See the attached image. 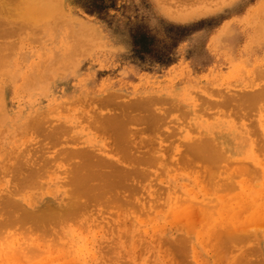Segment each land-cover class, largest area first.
<instances>
[{
  "label": "rangeland",
  "instance_id": "374dc122",
  "mask_svg": "<svg viewBox=\"0 0 264 264\" xmlns=\"http://www.w3.org/2000/svg\"><path fill=\"white\" fill-rule=\"evenodd\" d=\"M20 1L0 0V6L6 10L10 9L9 11H18L17 6ZM60 2L61 12H59L60 10L55 12V14H57L54 15L56 16L54 17L55 20L52 19L50 22L42 20V22H39L38 20L29 19V23L27 24V19H22V16H20L22 19L21 21H26L24 22L25 24H22L23 22L21 23L19 20H17L18 22L13 21V24L11 21L14 17H10L6 20L8 23L7 28H9H6L8 36L5 35L4 37L3 34H0V118L2 120H0V124L2 123V125H0V211L3 214H0V220H5L4 222H6L11 215L12 218L15 217V221L12 222V219L10 220L12 224L16 225L18 221L16 216H20V210L25 209L27 211H32L41 205V203H44L43 201L45 200L56 204L59 199H62V194L67 191L69 192L70 187L67 185V181L70 176V169L79 161L78 157H72V150L89 149L92 145L98 146L99 144L102 146L104 142L110 143L112 140L109 139V137L107 140L106 136L103 134L101 135V132H98L95 126H92V123L95 124L94 122L96 120L94 121V119L98 117L97 114H104V116L107 115V117L120 115L121 112H123L120 107L121 105L122 108L123 106L127 107L129 105V111H133L135 114H142L140 115L142 117L144 112L146 113L144 117L150 112L146 118L152 117V112H154L153 115L156 116V123L152 130H148V125L145 123L143 125L142 123L141 125H139V123H128L130 125L128 126L131 129L130 138L132 137V141L134 138L133 142L137 144V146L141 142L140 148L143 147L142 151L144 149L147 153L151 151L150 153L152 156L156 157V160L160 158L161 161H157L159 165H153L152 167L148 166L149 168L145 166L144 168L142 167L146 172L149 170L148 172L151 173L149 174L147 172L146 177L134 175L132 178H129L131 190L130 187H128L123 190L124 192L122 191V193L125 194L124 196L127 197V200L129 199V202H127L128 205L120 206V208L123 207L122 209L119 208V205L117 207V204H112L113 207L109 209L108 205L107 207L109 210L106 209L108 210L106 211V206L103 205V203L107 205L106 202L110 201H108V197V199L106 198L107 201L106 199L103 200L102 205L100 203L101 201H98V205H95L97 201L92 202L93 204L95 203L94 205L96 208L93 204H90V206H93H91V208L89 206V210L86 211V214H79V216L82 215V219L81 216H78L77 221H81V225L86 223V225L89 224L92 226L94 224L92 228L94 231H90L89 233L84 232L83 236H79V238H85L83 241L71 243V245L65 246V248H56L57 251L49 249L50 251H47V253L45 252L44 256L35 257L32 262L28 261L24 255H20L18 251H13V254L8 252L5 254V251H1L0 256H2L0 257V263L48 264L50 258L54 260L58 259L56 262L53 261V264H65L67 261L72 264L74 263V258H78L84 263L85 260H94L93 257H96L99 250L100 253L104 250L101 255L96 257L97 260L95 259L91 264H108V262L109 264H113V260L115 263L117 262L116 264H126L128 262H126L125 259H127V261L131 259L125 257V247L121 245V247H116L120 248V251H124L121 253L118 250L115 251L116 248L112 250L115 244L124 243V241H126L125 246L128 249L133 247L136 248L137 252H140L136 255L135 263L144 264L146 262H144V260L147 259V263L149 264L151 259H153L152 261L154 262V258L158 256L156 252H153L154 248L156 251H160L158 253H161L159 249L160 242L164 240L174 242L177 238L179 239L183 236L188 237V234H185L183 229H185V225L189 221L191 222V215L189 216L191 219L185 217V219H181L183 221H180V219L175 220V216L172 214H167L171 209L169 212L166 211L167 208H171L170 206L172 203L173 208H176L177 203L175 202L178 200L183 203L184 195V201H186V199L188 201L190 198L194 199L196 194H194V191L196 190L194 187L190 186V184L193 185L192 180L194 177L200 174L199 171L202 170V168H206V164L202 165L201 161H197L196 166H198L196 169L192 166V168L186 165V167H184L183 164H186L184 159H186L189 154L187 153L184 155L188 146L186 144L190 143L192 140L201 138L202 135L208 136L211 134L215 138H223L219 141L226 145L227 151H230L228 154L231 156L232 147L234 151V146L236 144L242 145L243 138H252V136H254V133L253 135L250 134L249 129L251 127H254L256 130L253 129L257 131V133H260V126H264V121L261 122L262 119L264 120V110L262 111L264 108L259 107V109L254 108L253 110L251 107V109H249V102L242 103L241 99L243 95H258L264 93V0H60ZM58 13L60 14L58 15ZM9 23L12 28H10ZM15 23H17L16 28ZM18 23L24 27L20 26ZM47 70H49V74L47 73V75H45L46 72H48ZM50 72L53 75H51ZM49 75V78L45 77ZM27 78L29 80H27ZM225 94L227 95L226 97ZM231 96H233L232 99ZM203 97L205 99H203ZM209 99L210 102L212 101L211 103H209ZM223 99L226 104L223 102L221 103ZM145 100L152 112L149 108L145 111L142 107V110L139 109L140 107L138 108L139 110L135 108L134 110L131 109L133 102L135 105V103H139V101L145 103ZM206 101L207 104L205 105L204 102ZM230 101L233 105L235 104L236 109L238 106H241L242 109H249V112L244 110V112L247 111L249 113L248 116L243 113L241 108H239L240 110H235L237 112L234 113V107L231 108L230 105L232 104H230ZM149 102H151L150 105ZM215 102L220 107H218ZM201 104L204 109L201 108ZM243 104L245 107H243ZM40 112L42 113V117L44 116L43 121L41 120L43 123L42 127L44 125V128L42 129L41 127L40 132L39 130L34 131V129H28L29 121ZM204 113H206V115L209 113L210 116H204ZM37 116H39V114ZM29 118H31V120ZM4 120L6 121L4 122ZM14 123H16L17 127L13 125ZM19 125L22 128H20ZM57 127L59 131L56 130ZM140 129L142 132H140ZM15 130H17V133H15ZM132 131L135 134H133ZM255 137L258 138V142H262L261 134L255 135L254 139H256ZM104 138L107 141H105ZM238 138L241 143L238 141ZM147 140L152 142L150 147L147 145ZM97 148L98 147L95 149ZM239 152L237 156L234 155L233 159L235 160L236 169L237 167L246 169L248 168L246 165L250 164V167L254 166V169L257 168L253 162L251 163L250 159L252 156L249 154L246 155V150L242 149ZM13 153L15 154L13 155ZM17 153H19L18 156ZM68 153L70 154L68 155ZM103 155L108 158L117 157H114L117 153H114L113 150L110 153H103ZM190 156L189 154L188 158H192V156ZM16 163L17 165L22 163L21 165L24 167L19 174H17L16 171V173L12 172L13 169H10V167L15 168ZM31 167L32 170H40V175H38L39 177L36 179L37 185L34 183V187L26 185L25 188H23L19 183V179L22 178L21 176L28 174ZM26 168L27 173H25ZM177 168L180 173L176 172ZM197 168L198 173L196 172ZM164 169L166 171L170 170L171 173L170 171L166 173ZM234 169L235 168H233V170ZM9 170H11V172ZM190 170L191 172L194 170V176L191 174ZM173 171L175 172L173 173ZM172 174L173 176H171ZM237 174H235V176H237ZM186 177L188 179H186ZM261 178L262 177L259 179V183H257L258 180H252V184L256 183L255 186L260 185L261 182H264V177L262 181ZM183 181L185 183H183ZM238 182H240L239 178ZM135 186H138V188H134ZM174 186H176V188ZM183 186L185 187L183 188ZM235 189H237L238 192L236 190H234L235 193H233L234 191H229L227 197H238L245 193L240 187ZM183 190L185 192H183ZM191 192L193 193L190 194ZM179 194L180 196L182 195V200H180ZM134 195L135 198H133ZM156 195H160V199L156 197ZM172 195L173 198L176 196L175 199H179L174 200V202ZM7 197H9L8 199H13L14 204L20 205L21 207L18 209L19 211L17 208L14 209L16 210V213H14L16 214L15 216L10 212L8 219L4 215V213H8L5 208H9L5 202L8 200ZM164 197H167L165 200L169 202L167 205H165L166 202L164 203V200L162 201ZM154 199H156L155 201L157 202L162 201L161 203H163V205L157 203L163 211L162 213H159V211L156 213L151 212L150 216L153 217L149 218L150 216L148 217L147 214L146 216L144 215L145 212L138 211L142 208L141 206L146 207L152 204V202L155 204ZM4 202L6 205L5 208L2 206ZM154 204H152V207H154ZM183 204H185V202ZM138 206H140V208ZM159 206L157 205L156 209L160 210ZM163 206L164 209H162ZM128 208L131 210L134 209V212L130 209L128 210ZM102 209L104 210V216L105 213L109 219L112 216L113 219H110V221H113L118 215L120 216L124 210L131 211L134 214V218H132L133 214H131V218H128L127 230L130 231H128L129 233H132V227L134 228L139 224L140 226L137 225L136 227L139 229L138 234L141 238L139 236L137 239L136 236L134 239L135 243H132L129 238L124 240L126 237L124 236V238H121L124 241L122 240L119 242L121 239L117 237L115 233H113V235L110 234V232H108V234L107 232L102 234L100 229H98L102 227V225H96L95 220H92L100 215L98 210L101 212ZM25 210L23 213H25ZM94 211L96 213H94ZM118 211L122 212L117 213ZM112 213H115L114 217L111 215ZM218 213L215 212V217L221 221V215ZM91 214L92 216H90L91 218L89 220L88 215ZM220 214H222V211ZM23 215L20 217H23ZM137 215L138 219H136ZM197 215L201 218L203 216L200 214ZM208 215L209 217L203 216L202 218L204 219L202 223H208V225H202L201 222H197V227L189 235L190 237L201 235L205 232L203 229L205 228L206 230V227L213 229L225 225L229 227L228 221L223 225L220 224L223 223V221L219 222V224L213 222V212H210ZM104 216L103 218L106 217ZM250 216L251 213L242 212L238 224L241 220H243L242 224H244V222H247L246 219ZM84 217H86V219ZM242 217L243 219H241ZM19 220L22 222L19 221L16 227L9 223L7 227L11 225V228L6 229V227H3V230L2 227L0 228V240L8 237L13 239L14 237L12 235H14L16 231L18 235H14L16 236L14 241L22 239L21 237L24 235H22V233H27V227L31 226L33 221L32 223L29 222L30 220H24L25 222H23L22 218ZM82 220L85 222H82ZM130 220H138L139 222H131L132 224L130 225ZM104 221L108 223L109 220L105 218ZM235 221L233 222L234 224L237 223H235ZM26 222L29 223V225L27 224L28 226L25 224ZM89 222L93 224L91 225ZM194 223L196 222L194 221ZM247 223L250 224L248 225L249 231L250 228L252 230L256 228L258 231L261 228L260 231H262H259V234L254 232L255 237H248L250 240L246 239L247 241H243L245 243H237V247L231 244L235 250L231 256H228L230 254L227 255L225 252L223 253L222 251L224 249L222 250V247H220L221 249L219 250L217 249V252H215L216 254L213 255L212 250L215 247L211 249L207 246H200L201 250L199 251L201 252L197 254L199 260L196 258L194 260V258L190 256L189 259L187 258V264H229L228 260H230V264H236L234 261L237 259L236 257L242 255V250L249 248V250H253V254L252 256L250 255L251 257H248L250 262L246 260L244 264H255V262L260 264L261 261L263 264L264 221H262L263 225L258 223ZM20 224H24V226L26 225L27 227H23ZM234 224H230V226ZM212 225H216V227ZM218 225H220V227ZM163 226L165 227L163 228ZM23 228L27 229L24 231ZM4 229L7 231H4ZM13 230L14 234H12ZM2 231H4V233ZM5 232L8 233L6 237L4 236ZM121 232L123 234L126 231ZM145 232L148 233L146 234ZM167 232L168 234H166ZM85 234H88V238ZM26 235L27 234L24 235V238H26ZM95 240H98L97 244ZM149 240L152 242L156 241L152 243ZM108 241H111L110 244ZM101 242L105 244L103 243L102 246H98ZM112 242L113 247L111 248ZM140 242L142 244L144 243L146 247L144 245L142 246ZM188 243L191 245V242ZM133 244L136 245V247H134ZM256 244L258 245L257 249ZM106 245L108 247H106ZM156 245L158 246L156 247ZM150 246L153 250H151ZM98 247H101L102 250ZM94 248H96L95 250H99L95 251ZM143 248L146 250L150 248V253L148 251L146 253ZM106 249H109V252ZM112 251H115V253H112ZM142 251L144 253H142ZM2 252L5 254L4 256L1 254ZM151 252L153 253V257L151 256ZM255 252L257 254H255ZM50 253H54V255ZM262 253L263 255H261ZM9 254L11 256H9ZM116 254L117 257L121 256L120 259L116 257ZM138 254L142 256L138 257ZM162 254L164 255V253ZM169 254L170 255L164 257L165 262H167L166 260L168 259L171 261L175 258L173 252L170 250ZM69 256L72 257V259ZM21 257H23V259H20ZM4 258L5 260H3ZM121 259L122 261L125 260V263L120 261ZM169 260L168 264H170Z\"/></svg>",
  "mask_w": 264,
  "mask_h": 264
},
{
  "label": "bare ground",
  "instance_id": "6f19581e",
  "mask_svg": "<svg viewBox=\"0 0 264 264\" xmlns=\"http://www.w3.org/2000/svg\"><path fill=\"white\" fill-rule=\"evenodd\" d=\"M17 1H20V0H17ZM24 3H23V2ZM22 1H20V2H22V3H20V2H18L19 4H18V6H17V9H18V11L17 10H13V11H9V10H6V9H4L3 7H1L0 6V34H3L4 35V37H5V35H7L8 36V31H6V28L8 27V23H7V18H13L14 17V19L11 21V23L14 21H16V22H18L17 20H19V21H21L23 18L26 20V21H28L29 19H32V20H38L39 22H42V20L43 21H48V22H50L52 19L53 20H55V18L54 17H56V16H54V15H57V14H55V12H57V11H59L60 9H61V2H60V0H22ZM57 2V3H56ZM59 2H60V5H59ZM20 4H22V5H20ZM19 5H20V7H19ZM56 5H58V6H56ZM58 7V8H57ZM60 7V8H59ZM12 9V8H11ZM13 9H15V8H13ZM59 12H61V10L59 11ZM60 13H58V15H59ZM20 16H22V19L20 18ZM16 17H17V19H16ZM19 18V19H18ZM57 19V18H56ZM24 20V22H26ZM31 21V20H30ZM8 22H10V21H8ZM14 22H13V24H14ZM23 21H21V23H22ZM22 23V24H25V23ZM36 22V21H35ZM27 24L29 23V21L28 22H26ZM37 23V22H36ZM12 24V25H13ZM16 24L17 23H15V28L17 27L16 26ZM18 24H20V23H18ZM51 24V23H50ZM49 24V25H50ZM58 24V23H57ZM30 25H31V23H30ZM29 25V26H30ZM9 26H10V28H12V26L10 25V23H9ZM20 26H22L21 24H20ZM51 26V25H50ZM22 27H24V26H22ZM26 27H27V25H26ZM7 29H9V28H7ZM13 29H14V27H13ZM13 29H12V31H13ZM11 30V29H10ZM263 30H264V28H263ZM14 33H16V32H14ZM11 35V34H10ZM6 36V37H7ZM52 70V69H51ZM48 72H46V74L45 75H47V73L49 74V70H47ZM53 71V70H52ZM44 72V71H43ZM54 72V71H53ZM40 73V72H39ZM50 74H51V72H50ZM51 75H53V74H51ZM42 76H44V75H42ZM45 77H50V75L49 76H45ZM48 78H46V79H48ZM30 79H31V77H30ZM39 79H40V77H39ZM27 80H29L28 78H27ZM32 80V79H31ZM48 80H50V79H48ZM46 81V80H45ZM29 82V81H28ZM35 82V81H34ZM27 83V82H26ZM31 83V82H30ZM33 83V82H32ZM3 88V87H2ZM227 95L225 94V97H226ZM229 96V95H228ZM216 97V96H215ZM232 97L233 96H231V99H232ZM222 98H223V96H222ZM222 98H220V99H222ZM203 99H205L204 97H203ZM202 99V100H203ZM207 99V98H206ZM230 99V100H231ZM242 99V103H248L249 102V105H250V108L249 109H251V107H252V109L254 110V108H258L259 109V107L260 108H264V93L262 94V93H260V94H258V95H256V94H249V95H243V97L241 98ZM208 100V99H207ZM144 101V100H143ZM143 101H139V103L137 102V103H135V105H134V102H133V105L131 106V109H133L134 110V108L136 109V110H147V108H149L148 107V103H147V101L145 100V103H146V105H147V107H146V105H145V103L143 102ZM148 101H149V99H148ZM200 101V100H199ZM204 101V100H203ZM239 101V100H238ZM108 102H110V101H108ZM142 102V103H141ZM152 102V101H151ZM151 102H149V105H150V103ZM212 102V101H211ZM210 102V99H209V103H211ZM225 103L226 104V102L224 101V99H223V101H221V103ZM232 102H233V100H232ZM232 102L230 101V104H232ZM105 103V102H104ZM205 103V105L207 104V101L206 102H204ZM217 103H218V101H217ZM238 103V102H237ZM237 103H236V105H237ZM106 104V103H105ZM132 104V103H131ZM214 104V103H213ZM215 104H216V102H215ZM214 104V105H215ZM240 104H241V102H240ZM239 104V105H240ZM204 105V104H203ZM217 105V104H216ZM227 105H228V102H227ZM126 106V105H125ZM129 106V105H128ZM124 107L123 106V108H122V105L120 106L121 107V109L123 110V112H121V114L120 115H112L111 117L110 116H108L107 117V115L106 116H104V114H102V115H98L97 114V116L98 117H96V119H94V123L95 124H93L92 123V126H95V129L96 130H98V132H101L100 134L102 135H104V136H106V138H107V140H108V137H109V139H111L112 141L110 142V143H106V142H104V145H99L98 144V146H95V145H92V147H90L89 149H77V150H72V152H71V155H72V157L74 158H79V161L76 163V164H74V166H72V168L70 169V176H69V179H68V181H67V185L70 187L69 188V192L67 191V192H64L63 194H62V199H59L57 202H56V204H53V203H51V202H49V201H43L44 203H41V205H39L38 207H36L34 210H32V211H27V210H25V213H23L24 212V210H18V209H20L21 207H20V205H15L14 204V200L12 199L11 200V198L10 199H8L9 197H7V199L8 200H6L5 202H6V205L7 206H9V208L7 207V208H5L6 207V205H5V202H4V204L2 205L6 210H7V212L8 213H4V211H3V213H4V215L6 216V218L8 219L9 218V215H10V212L11 213H16L15 211L16 210H14V209H16L17 208V210L19 211V212H21L19 215L20 216H22L23 214V217H20V216H16L17 217V224H19L18 222L19 221H21V220H19L20 218H22V220H23V222H25L24 220H26V221H28V220H30L29 222H31L32 223V221H33V224L31 225V226H29V227H27L28 225H29V223H25L26 225V227L28 228H26L27 229V233H22V235L24 234H27L25 237L26 238H24V235H23V237H21L22 239H20V240H18V241H14V239H15V237L16 236H14L15 234H17L18 235V233H17V231H16V233L14 234L13 232H14V230L12 231V234H14V235H12L14 238L12 239V238H3V239H1L0 240V252L1 251H5L4 253L6 254V252H8V253H12L13 254V251H18L19 253H20V255H24L26 258H27V260L28 261H31L32 262V260L35 258V257H39V256H44V254H45V252L47 253V251H50L51 249L53 250H56L57 251V249L56 248H62V247H64L65 248V246H69V245H71V243H78V242H80V241H83L85 238H83V237H81V238H79V236H83V233L84 232H90V231H94V229H92L93 228V223H90L92 220H95V224L96 225H98V224H100V225H102V227H100V228H98V229H100V231L102 232V234L103 233H106L107 232V234H108V232H110V234H112L113 235V233H115V234H117V237H119L120 239L121 238H124V236H126L125 237V239L124 240H127L128 238L130 239V242H134V239L136 238V236H137V239H138V237L140 236L139 234H138V232H139V229H138V227H136L137 225L138 226H140L139 224H137L134 228L132 227V230H133V232L132 233H129L130 231L129 230H127V227H128V221H129V219L128 218H131L130 216H131V214H133L132 212H134L133 210H131L130 208H128V210L130 209L131 211L129 212L128 210H124L123 212L122 211H118L117 213H121L122 212V214H123V216H122V214H120V216L118 215L113 221H110V219H113L112 218V216L110 217V219L108 218V216H106V213H105V216H104V210L102 211L101 210V212L98 210V212H99V216H94L95 217V219L93 218L89 223L92 225V226H90L89 224H87L86 225V223L84 224V225H81V221H77V218H78V216H79V214H86V211H88L89 210V206H90V204H93L92 202H95V201H97V203L95 204V205H98V201H101L100 203H101V205H102V202H103V200H105L106 198L108 199V197H109V199H108V201L109 202H106L107 201V199H106V203H107V205L105 204V203H103V205H105L106 207H105V210L106 209H108V205H109V209H111L112 207H113V205H116L117 207H118V205H119V208H120V206H125L126 204H127V202H129V199L127 200V197L126 196H124L125 194L124 193H122V191L123 190H125V189H127L128 187H130V183H129V178L131 177L132 178V176H134V175H138V177L139 176H145L146 177V175H147V172L149 171V170H147V172L145 171V169H143L144 168V166L145 167H148V166H153V165H157L158 163H157V161H161L160 160V158H158V160H156V157H154V156H152V154L150 153V152H148L147 153V151H145V149L142 151V149H143V147L142 148H140V144H141V142L138 144V146H137V144H135L133 141H134V138H133V141H132V137L130 138V134H131V129L129 128V124L131 123V124H136V123H139V125H141V123H142V125L145 123L146 125H148V130H152V128H154L155 127V123H156V116L155 115H153V113L154 112H152V110L149 108V110L152 112V117H150V116H148V117H150V118H146V116L147 115H149V113L150 112H148V114L144 117V115L146 114L145 112L143 113L144 115H143V117L142 116H140V115H142V114H135V112H133V111H129V108H130V106L129 107ZM212 106V105H211ZM218 106V105H217ZM223 106V105H222ZM231 106V108L232 107H234V113H236L237 111H235V110H238L239 108H241L242 109V107L240 106H238V108L236 109L235 108V104L233 105H230ZM140 107V108H139ZM141 107H142V109H141ZM203 106H202V104H201V108H202ZM205 107V106H204ZM208 107V106H207ZM218 107H220V106H218ZM217 107V108H218ZM237 107V106H236ZM243 107H245L244 106V104H243ZM247 107V106H246ZM249 107V106H248ZM139 108V109H138ZM202 109H204V108H202ZM207 109V108H206ZM220 109V108H219ZM221 109H223V108H221ZM249 109L247 110V109H245V108H243L242 109V111H243V113L244 114H246V116H248V112H249ZM121 110V111H122ZM216 110V109H215ZM240 110V109H239ZM244 110H247V111H245L244 112ZM264 109H262V111H263ZM201 111V110H200ZM226 111V110H225ZM228 111V110H227ZM232 111V112H233ZM252 111V110H251ZM261 111V112H262ZM138 112V111H137ZM188 112V111H187ZM204 112V111H203ZM202 112V113H203ZM253 113H255L254 111H252ZM251 112V113H252ZM260 112V111H259ZM264 112V111H263ZM262 112V113H263ZM41 113V112H40ZM40 113H37V115L39 114V116H33V118H32V120H31V118H29L31 121H29V123H28V125H29V128L28 129H31V130H33L34 129V131L35 130H39V132H40V128L42 127V121H43V118H44V116L42 117V113L40 114ZM95 113V112H94ZM97 113V112H96ZM112 113V112H111ZM110 113V114H111ZM201 113V114H202ZM219 113V112H218ZM218 113H216V114H218ZM239 113V112H238ZM252 113V114H253ZM78 114V113H77ZM92 114V113H91ZM214 114H215V112H214ZM213 114V115H214ZM227 114V113H226ZM6 115V114H5ZM4 115V116H5ZM95 115V114H94ZM206 115V113H204V116ZM208 115H209V113H208ZM208 115H206V116H208ZM212 115V114H211ZM219 115V114H218ZM217 115V116H218ZM7 116V115H6ZM96 116V115H95ZM114 116V117H113ZM210 116V115H209ZM2 117V116H1ZM27 117V116H26ZM30 117V116H29ZM34 117H36V118H34ZM91 117V116H90ZM110 117V118H109ZM10 118V117H9ZM9 118H8V120H9ZM12 118V117H11ZM28 118V117H27ZM158 118V117H157ZM3 119V118H2ZM90 119V118H89ZM93 119V118H92ZM0 120H1V118H0ZM7 120V119H6ZM6 120H4V122L6 121ZM16 120V119H15ZM42 120V121H41ZM158 120H159V118H158ZM2 121V120H1ZM26 121V120H25ZM160 121V120H159ZM158 121V122H159ZM162 121V120H161ZM264 120L262 119V121L261 122H263ZM49 122V121H48ZM89 122H91V121H89ZM129 123V124H128ZM167 123V122H166ZM4 124V123H3ZM19 124V123H18ZM45 124V123H44ZM91 124V123H90ZM159 124V123H158ZM0 125H2V123L0 124ZM13 125H16V123H14ZM12 125V126H13ZM27 125V124H26ZM129 125V126H128ZM157 125V124H156ZM164 125V124H163ZM163 125H161V126H163ZM169 125V124H168ZM90 126V125H89ZM158 126V125H157ZM16 127H17V125H16ZM16 127H15V129H16ZM19 127H20V125H19ZM18 127V128H19ZM247 127H248V125H247ZM20 128H22V127H20ZM24 128V127H23ZM44 128V125H43V127H42V129ZM61 128V127H60ZM138 128V127H137ZM161 128V127H160ZM250 128V127H249ZM248 128V129H249ZM254 127H251L249 130H250V134H252L253 135V133H254V136L256 135L257 136V134H261V136H262V142L260 143V141L258 142V138L257 137H255L256 139H254V136H252V138H249V137H245V138H243L242 139V145H235L234 146V151H233V147H232V149H231V156H229V154L228 153H230V151H227L228 149H227V147H226V145H224L221 141H219L220 139H221V137H218V138H215L213 135H211V134H209L208 136H204V135H202V137L201 138H199V139H195V140H192L190 143H188V144H186V145H188L187 146V151L185 152V154L184 155H186L187 153H189L191 156H192V158H188L189 157V154H188V156L186 157V159H184L185 161V163L186 164H183L184 165V167H190V168H195L196 169V167L198 166H196V163H197V161L199 162V161H201V164L202 165H205L206 164V168H202V170H200L199 172H200V174L199 175H196L195 177H194V179L192 180V184L193 185H191L190 184V186H192V187H194L195 188V190L197 191H194V194H195V197H194V199H192V198H190L188 201H187V199H186V201H184L185 200V198H184V196H183V203L185 202V204H183V203H181L178 199L179 198H181L180 200H182V195L180 196V194H179V198L177 199L178 201L177 202H175L174 200H176L175 199V197L177 196V194H176V196L173 198V195H172V198H173V201L175 202V203H177V205H176V208H173V203H172V205L170 206L171 208H167L166 209V211L167 212H169V210L171 209V213L169 212V213H167V214H169V215H173V216H175L174 217V219L175 220H178V219H180V221H183V220H181V219H185V217H188V218H190L189 216L191 215V218H192V220H191V222L189 221L186 225H185V229H183V232L185 233V234H188V237H180L179 239L177 238V240H175L174 242H171L170 240V242L168 241V240H161V241H163V242H160V246H159V249L161 250V253H158V252H160L159 250L158 251H156L155 250V248H154V250L152 249V245L150 246V248H151V250H153V252L155 253H157L158 254V256H154L155 258H154V262L152 261L153 259H151L150 261V263L149 264H168V260H166L167 262H165V259H164V257H166V255H170L169 254V250L171 251V252H173V254H174V256H175V258H173L171 261H170V264H187V262L186 261H188L187 260V258L189 259V257L190 256H192L193 258H194V260H195V258L197 259V260H199L198 259V253H200L201 251H199V250H201L200 248L203 246H207L208 248H213V247H215L213 250H212V252H213V255L214 254H216L215 252H217V249L219 250V249H221L220 247H222V252L224 253H227V255L228 254H230V255H228V256H231V254H233V251L235 252V250L233 249L234 247L231 245V244H233V245H236V247L238 246L237 245V243L239 244V242L241 243V242H243V241H245L246 239L247 240H250V239H248V237H252V236H254L255 237V233H257V234H259L261 231H260V229H259V231L256 229H254V230H252L251 228H250V231L248 230V225H250V224H248L247 222H249V223H251V224H253V223H258V224H261V225H263L262 224V221H264V182H261L262 181V178L264 177V126H260V133H257V131H255L254 129H253ZM6 129V128H5ZM49 129V128H48ZM88 129V128H87ZM142 129V128H141ZM140 129V130H141ZM22 130V129H21ZM56 130H58L59 131V129H58V127H57V129ZM63 130V129H62ZM147 130V129H146ZM154 130V129H153ZM231 130V129H230ZM229 130V131H230ZM17 130H15V133H17L16 132ZM20 131V130H19ZM26 131V130H25ZM33 131V132H34ZM44 131V130H43ZM50 131V130H49ZM53 131V130H52ZM54 131H55V128H54ZM61 131V130H60ZM144 131V130H143ZM243 131H244V129H243ZM254 131V132H253ZM41 132H42V130H41ZM134 132H135V130H134ZM133 131H132V133L133 134H135ZM138 132V131H137ZM140 132H142V130L140 131ZM18 133H20V132H18ZM23 133V132H22ZM25 133V132H24ZM60 133V132H59ZM165 133V132H164ZM176 133V132H175ZM58 134V133H57ZM137 134V133H136ZM244 134V133H243ZM35 135H36V133H35ZM54 135V134H53ZM56 135V134H55ZM59 135V134H58ZM100 135V136H101ZM166 135V134H165ZM216 136H217V134H216ZM260 136V135H259ZM53 137V136H52ZM134 137H135V135H134ZM155 137H156V135H155ZM240 137V136H239ZM60 138V137H59ZM136 138H137V136H136ZM232 138V137H231ZM234 138H235V136H234ZM76 139V138H75ZM164 139V138H163ZM223 139V138H222ZM221 139V140H222ZM52 140V139H51ZM104 140L105 141H107L105 138H104ZM235 140V139H234ZM55 141V140H54ZM58 141H59V139H58ZM66 141H67V139H66ZM137 141V140H136ZM142 141V140H141ZM148 141V143H147V145L150 147V145H152L151 143V141L149 142V140H147ZM238 141L240 142V140H239V138H238ZM238 142V143H239ZM258 142V143H257ZM75 143V142H74ZM77 143H78V140H77ZM241 143V142H240ZM144 144V143H143ZM142 144V145H143ZM146 144V143H145ZM75 145H76V143H75ZM85 147V146H84ZM96 147H98L97 149H95ZM76 148V147H75ZM78 148V147H77ZM88 148V147H87ZM241 148V149H240ZM185 149V150H186ZM242 149H244V150H246V155H251L252 157H251V163L253 162L254 164H255V166H257V170L256 169H254L253 167H250V165H246V166H248V168H244V169H242V168H240V167H237V169H236V166H235V160H233L234 159V155L235 156H237V154L238 153H240L239 151L240 150H242ZM68 150V149H67ZM71 150V149H70ZM113 150V152L114 153H117V155H114V157L115 156H117V157H115V158H108V157H106V156H104L103 155V153H107V152H111ZM152 150V149H151ZM162 151H163V149H162ZM258 151V152H257ZM67 152V151H66ZM98 152H100V153H98ZM102 152V153H101ZM141 152V153H140ZM184 152V151H183ZM257 152V153H256ZM150 153V154H149ZM15 153H13V155H14ZM18 154L19 153H17V156H18ZM70 153H68V155H69ZM66 155V154H65ZM108 155H112V154H108ZM245 155V156H246ZM258 155H260V156H258ZM12 156V155H11ZM11 156H9V157H11ZM190 156V157H191ZM70 157V156H69ZM185 157V156H184ZM20 158V157H19ZM56 158V157H55ZM163 158H164V156H163ZM166 159V158H165ZM237 159V158H236ZM8 160H9V158H8ZM181 160V159H180ZM180 160H179V162H180ZM168 161V160H167ZM182 161V160H181ZM27 162V161H26ZM25 162V163H26ZM162 162L164 163V161L162 160ZM23 163V162H22ZM22 163H19L20 165H17V163H16V167L15 168H12V167H10V169H13V171L12 172H14V173H16L17 172V174H19V172L21 171V170H23V168L24 167H22ZM71 163V162H70ZM181 163V162H180ZM204 163V164H203ZM56 164H57V162H56ZM168 164H169V162H168ZM179 164V163H178ZM241 164H243V163H241ZM11 165V164H10ZM29 165V164H28ZM53 165V164H52ZM159 165V164H158ZM171 165V164H170ZM181 165H182V163H181ZM182 165V166H183ZM186 165V166H185ZM240 165V164H239ZM238 165V166H239ZM27 166V165H26ZM51 166V165H50ZM163 166H164V164H163ZM182 166H181V168H182ZM192 166V167H191ZM242 166V165H241ZM14 167V166H13ZM29 167V166H28ZM27 167V168H28ZM47 167H48V164H47ZM143 167V168H142ZM173 167V166H172ZM8 168V167H7ZM7 168H6V170H7ZM27 168L25 169V173H27ZM41 168V167H40ZM149 168V167H148ZM179 168H180V166H179ZM233 168H235L234 170H233ZM239 168V169H238ZM186 169H188V168H186ZM199 169H200V167H199ZM69 170V169H68ZM165 170V169H164ZM177 170H178V168H177ZM176 170V172L178 173L179 172V170L177 171ZM184 170H185V168H184ZM204 170V171H203ZM10 172H11V170H9ZM16 171V172H15ZM39 171V172H38ZM38 171H36L35 169L34 170H32V167H31V169H30V171H29V173L28 174H26L25 175V173H24V175L25 176H21L22 178H20L19 176V178L18 177H16V178H18L19 179V183H20V185L21 186H23V188H25V186L26 185H28L29 187H34L35 185H37V181H36V179L39 177L38 175H40L39 173H40V170H38ZM166 171V170H165ZM168 171V170H167ZM167 171H166V173H167ZM170 171V170H169ZM168 171V172H169ZM187 171V170H186ZM185 171V172H186ZM22 172V171H21ZM42 172V171H41ZM175 171H173V173H174ZM189 172V171H188ZM190 172H191V170H190ZM193 172H194V170L191 172V174L193 175ZM197 173H198V168H197V171H196ZM202 172V173H201ZM149 173V172H148ZM170 173H171V171H170ZM180 173V172H179ZM184 173V172H183ZM187 173V172H186ZM237 174V176H235V174ZM240 173V174H239ZM43 174H44V172H43ZM149 174H151V173H149ZM148 174V175H149ZM194 174H196V173H194ZM234 174V175H233ZM21 175H22V173H21ZM17 176V175H16ZM169 176V175H168ZM171 176H173V174L171 175ZM194 176V175H193ZM192 176V177H193ZM41 177H42V175H41ZM152 177H154V176H152ZM188 177H190V176H188ZM192 177H191V179H192ZM237 177V178H236ZM260 177H262L261 178V184L260 185H258V186H255V184H252V180H258V182L257 183H259V179H260ZM43 178V177H42ZM41 178V179H42ZM144 178V177H143ZM238 178L240 179V182H238ZM175 179V178H174ZM186 179H188L187 177H186ZM190 179V178H189ZM236 179H237V181H236ZM242 179V180H241ZM134 180V179H133ZM158 180V179H157ZM161 180V179H160ZM162 180H164V179H162ZM254 180V181H255ZM17 181V180H16ZM130 181H131V179H130ZM191 181V180H190ZM189 181V182H190ZM264 181V180H263ZM18 182V181H17ZM134 182V181H133ZM163 182V181H162ZM34 183H36L35 185H33ZM38 183H40V182H38ZM183 183H185L184 181H183ZM191 183V182H190ZM30 184H31V186H30ZM183 185H185V184H183ZM188 185H189V183H188ZM140 186V185H139ZM170 186V185H169ZM186 186V185H185ZM185 186H183V188L185 187ZM28 187V188H29ZM173 187V186H172ZM175 188H176V186H174ZM189 187V186H188ZM238 187H240L245 193L243 194V195H239L238 197H232V198H230V196L229 197H227V193L229 194V191H234V190H236L237 192H238V190L237 189H235V188H238ZM37 188V187H36ZM35 188V189H36ZM39 188V187H38ZM134 188H138V186L136 187H134ZM150 188V187H149ZM167 188V187H166ZM144 189V188H143ZM163 189V188H162ZM168 189V188H167ZM167 189H166V191H167ZM170 189V188H169ZM174 189V188H173ZM211 189V190H210ZM130 190H131V187H130ZM129 190V191H130ZM188 190V189H187ZM189 190H190V188H189ZM132 191H133V188H132ZM138 191V190H137ZM170 191V190H169ZM192 191V190H191ZM239 191H241V190H239ZM124 192V191H123ZM177 192H178V190H177ZM183 192H185L184 190H183ZM242 192V191H241ZM150 193V192H149ZM152 193H153V191H152ZM158 193V192H157ZM171 193V192H170ZM173 193V192H172ZM187 193V192H186ZM185 193V194H186ZM193 192H191L190 194H192ZM233 193H235V191L233 192ZM243 193V192H242ZM132 194V193H131ZM159 194H160V192H159ZM166 194V193H165ZM182 194V193H181ZM193 194V195H194ZM7 195V194H6ZM11 195V194H10ZM154 195H155V192H154ZM168 195V194H167ZM169 195H171V194H169ZM175 195V194H174ZM160 195H156V197H158L159 199H160V197H159ZM188 196V195H187ZM155 197V198H156ZM128 198H129V195H128ZM133 198H135V195H134V197ZM152 198H154V197H152ZM167 197H164V199L162 198V201L164 200V203L166 202V199ZM3 199H4V197H3ZM151 199V198H150ZM157 199V198H156ZM156 199H154V201L156 200ZM131 200V199H130ZM134 200V199H133ZM138 200V199H137ZM233 200H235V201H233ZM4 201V200H3ZM136 201V200H135ZM145 201V200H144ZM151 201V200H150ZM161 201V202H162ZM168 201V200H167ZM172 201V202H173ZM143 202V201H142ZM160 201H155V204H154V202H152V204H154L153 206L154 207H152V204H150V205H148V206H146V207H143V206H141L142 208L140 209V210H138L139 212H145V216H146V214H147V216L149 217L150 216V214H151V212H154V213H156V212H158L159 211V213L161 212H163L161 209H160V206H159V204L161 203ZM110 203V204H109ZM131 203V202H130ZM146 203V202H145ZM157 203H159V204H157ZM169 202H166L165 203V205H167ZM1 204V203H0ZM18 204V203H17ZM38 204V203H37ZM36 204V205H37ZM93 204V205H94ZM113 204V205H112ZM134 204V203H133ZM137 204H139V203H137ZM137 204H136V206H137ZM141 204V203H140ZM171 204V203H170ZM93 205H91V206H93ZM94 205V206H95ZM112 205V206H111ZM128 205V204H127ZM157 205L159 206V209L160 210H158V209H156L157 208ZM160 205H163V203H161ZM91 206H90V208H91ZM116 206H114V207H116ZM140 206H138L139 208H140ZM145 206V205H144ZM156 206V207H155ZM97 207H99V206H97ZM149 207V208H148ZM93 208V207H92ZM95 208H96V206H95ZM95 208H93V209H95ZM123 208V207H122ZM122 208H120V209H122ZM125 208V207H124ZM138 208V209H139ZM162 208V207H161ZM27 209H28V207H27ZM98 209V208H97ZM108 209V210H109ZM162 209H164V206H163V208ZM14 210V211H13ZM108 210H106V211H108ZM115 210H116V208H115ZM137 210V209H136ZM249 210V211H248ZM17 211V212H18ZM27 211V212H26ZM97 211V210H96ZM113 211V210H112ZM221 211H222V214H220L221 213ZM18 212V213H19ZM84 212V213H83ZM111 212V211H110ZM115 212V211H114ZM137 212V211H136ZM210 212H213V218H212V220H213V222H215V223H217V224H219V222H222L223 221V223H220L221 225H223V224H225L227 221L229 222V227H227L226 225L225 226H223V227H220V225H218L220 228H216V229H213V228H207L206 227V230H205V228L203 229V227H202V229L205 231V232H203L201 235H199V236H196V237H190L189 235L196 229V227H197V222H204V219H202L203 218V216H206V217H209V213ZM215 212L216 213H218L219 215H221V221L217 218V217H215ZM242 212H245V213H251V216L250 217H248L247 219H246V221L247 222H244V224H242V222H243V220H241L240 221V223L238 224V221L240 220V216L242 215ZM93 213V212H92ZM94 213H96L95 211H94ZM108 213V212H107ZM116 213V212H115ZM114 213V214H115ZM138 213V212H137ZM196 213V214H195ZM0 214H2V212L0 211ZM90 214V213H89ZM110 214V213H109ZM113 213L111 214V215H113V217L115 216ZM158 214V213H157ZM166 214V215H167ZM197 214H200V215H203L202 216V218L200 217V216H198ZM3 215V214H2ZM8 215V216H7ZM16 214H14V216H15ZM96 215H98V214H96ZM124 215H125V217H124ZM246 215V214H245ZM81 216V219H82V215H80ZM79 216V217H80ZM84 216V215H83ZM89 216V220H90V216H92V214L91 215H88ZM103 216L106 218V219H108L109 221H108V223L106 222V221H104V219L105 218H103ZM110 216V215H109ZM18 217H20V218H18ZM151 217H153V216H150L149 218H151ZM157 217V216H156ZM168 217V216H167ZM170 217V216H169ZM0 218H1V216H0ZM3 218V217H2ZM6 218H3V219H6ZM85 219H86V217H84ZM83 218V219H84ZM103 218V219H102ZM132 218H134V214H133V217ZM155 218V217H154ZM166 218V217H165ZM177 218V219H176ZM190 218V219H191ZM211 218V217H210ZM2 219V220H3ZM10 219H12V222L13 221H15V217H11V215H10V218L6 221V222H4V221H1L0 220V228L2 227V230H3V227H6V229L7 228H11V225H10V227H7L8 225H9V223L10 224H12V222H11V220ZM136 219H138V215L136 216ZM140 219V218H139ZM145 219H146V217H145ZM153 219V218H152ZM169 219V218H168ZM167 219V220H168ZM187 219V218H186ZM241 219H243V217L241 218ZM10 220V221H9ZM102 220V221H101ZM155 220V219H154ZM166 220V219H165ZM210 220V219H209ZM236 220V221H235ZM98 221V222H97ZM136 221H138V220H130V225L132 224V223H135ZM188 221V220H187ZM194 221L196 222V223H194ZM207 221V220H206ZM205 221V222H206ZM235 221V223L236 224H238V225H236V224H234L233 222ZM22 222V221H21ZM20 222V223H21ZM79 222H80V224H79ZM82 222H85L84 220H82ZM86 222H88V221H86ZM94 222V221H93ZM132 222V223H131ZM139 222V221H138ZM137 222V223H138ZM141 222V221H140ZM159 222H160V220H159ZM163 222H165V221H163ZM210 222V221H209ZM30 223V224H31ZM125 223H127V224H125ZM151 223H152V221H151ZM211 223H212V221H211ZM16 224V225H17ZM79 224V225H78ZM125 224V225H124ZM155 224V223H154ZM210 224V223H209ZM214 224V223H213ZM230 224H234L233 226H230ZM13 226L15 225V224H12ZM16 225H15V227H16ZM21 225V224H20ZM129 225V226H130ZM201 225V224H200ZM202 225H208V223L207 224H205V223H202ZM211 225V224H210ZM19 226V225H18ZM21 226H23V227H25L24 226V224H22ZM20 226V227H21ZM159 226V225H158ZM212 226H215L216 227V225H212ZM217 226V227H218ZM156 227V226H155ZM154 227V228H155ZM165 226H163V228H164ZM246 227V228H245ZM256 227V226H255ZM131 228V227H130ZM162 228V227H161ZM184 228V227H183ZM6 229H4V231H7ZM17 229V228H16ZM19 229V228H18ZM24 229V228H23ZM26 229H24V231L26 230ZM112 229H114V230H112ZM146 229V228H145ZM263 229V228H262ZM97 230V229H96ZM95 230V231H96ZM131 230V231H132ZM142 230V229H141ZM140 230V231H141ZM149 230V229H148ZM147 230V231H148ZM152 230H155V229H152ZM163 230V229H162ZM217 230V231H216ZM4 231H2L3 233H4ZM8 231H9V229H8ZM121 231H126L125 233H123L122 234V232ZM129 231V232H128ZM161 231V230H160ZM10 232H11V230H10ZM176 232V231H175ZM181 232V231H180ZM254 234H253V233ZM1 233V232H0ZM20 233V234H21ZM98 233V232H97ZM100 233V232H99ZM144 233V232H143ZM146 234L148 233V232H145ZM6 234H7V236H8V233H6L5 232V237H6ZM11 234V233H10ZM10 234H9V236H10ZM101 234V233H100ZM99 234V235H100ZM142 234V233H141ZM150 234V233H149ZM166 234H168V232L166 233ZM256 234V235H257ZM1 235V234H0ZM3 235V234H2ZM85 235H87V238H88V234H85ZM11 236V237H12ZM21 236V235H20ZM92 236V235H91ZM94 236V235H93ZM109 236H111V235H109ZM116 236V235H115ZM128 236V237H127ZM143 236H144V234H143ZM100 237V236H99ZM102 237V236H101ZM114 237V236H113ZM155 237V236H154ZM127 238V239H126ZM140 238H141V236H140ZM143 238V237H142ZM190 238H193V239H190ZM17 239V238H16ZM103 239V238H102ZM111 239V238H110ZM150 239V238H149ZM154 239V238H153ZM167 239V238H166ZM253 239V238H252ZM88 240V239H87ZM99 240V239H98ZM97 240V241H98ZM114 240H116V239H114ZM119 240V239H118ZM123 239H121V240H119V242H121ZM123 240V241H124ZM159 240V239H158ZM246 240V241H247ZM96 241V240H95ZM97 241H96V244H97ZM103 241V240H102ZM129 241V240H128ZM138 241V240H137ZM137 241H136V243H137ZM148 241V240H147ZM149 241H151V240H149ZM156 241V240H155ZM155 241L154 242H152V243H155ZM100 242V241H99ZM109 242V241H108ZM111 242V241H110ZM110 242H109V244H110ZM150 242V243H151ZM188 242H191V245L188 243ZM92 243V242H91ZM104 243V242H103ZM102 242L100 243V244H98V246L99 245H101L102 246V244H103ZM107 243V242H106ZM135 243V242H134ZM138 243H139V241H138ZM141 243V242H140ZM144 243H145V241H144ZM144 243L142 244L141 243V245L143 246L144 245ZM149 243V242H148ZM147 243V244H148ZM151 243V244H152ZM243 243H245V242H243ZM105 244V243H104ZM125 244H126V241H124V243L123 242H121V243H117V244H115L114 245V247H113V242H112V246H111V248L113 247V249L112 250H115V248L117 247V246H119V247H125V254H126V256L125 257H129V259H131L130 261H127V259H125L126 260V262H128V263H126V264H136L135 262H136V260H135V258H136V255H137V253H140L139 251L137 252V250H136V248H133V247H131L130 249H128L126 246H125ZM157 244V243H156ZM94 245H95V243H94ZM107 245H108V243H107ZM106 245V247H108ZM121 245V246H120ZM134 245V244H133ZM132 245V246H133ZM141 245L139 244V246L141 247ZM150 245V244H149ZM149 245H147V246H149ZM97 246V245H96ZM95 246V247H96ZM110 246V245H109ZM145 246V245H144ZM158 245H156V247H157ZM201 246V247H200ZM257 244H256V249H257ZM93 247V246H92ZM134 247H136V245H134ZM139 247V248H140ZM146 247V246H145ZM78 248V247H77ZM99 248V247H98ZM150 248L148 249L147 248V250L145 249V248H143V249H145V251H146V253H147V251L149 252V251H151L150 250ZM163 248H165V249H163ZM239 248V247H238ZM241 248V247H240ZM254 248V247H253ZM50 249V250H49ZM72 249H73V247H72ZM75 249H76V247H75ZM96 248H94V250H95ZM99 249H101V247L99 248ZM99 249H97V250H99ZM141 249V248H140ZM250 249V248H249ZM249 249H246V250H242L243 252H241V254L242 255H240V257L238 256V257H236L237 259H235L234 261H235V263L236 264H244L245 262H246V260H250V259H248V257L251 255L252 256V254H253V250H249ZM61 250V249H60ZM60 250H59V252H60ZM71 250V249H70ZM97 250H95V251H97ZM102 250V249H101ZM107 250V249H106ZM109 250V249H108ZM107 250V251H108ZM119 251L120 253L121 252H124V251H120L121 249L120 248H116V250L115 251ZM142 250V249H141ZM237 250H239V249H237ZM64 251V250H63ZM102 251H104V250H102ZM102 251H101V253H102ZM115 251H112V253L114 252L115 253ZM209 251H210V249H209ZM240 251V250H239ZM261 251V250H260ZM260 251H258V252H260ZM109 252V251H108ZM111 252V251H110ZM263 252V251H262ZM98 253V252H97ZM99 253H100V250H99ZM97 254L96 255V257L98 256V255H101V253L100 254ZM142 253H144L143 251H142ZM141 253V254H142ZM150 253V252H149ZM152 253V252H151ZM162 253H164V255L162 254ZM1 254H3V252L1 253ZM5 254H3V256L5 255ZM51 255L53 254L54 255V253H50ZM50 254H49V256H50ZM103 254H105V253H103ZM108 254V253H107ZM139 255L138 254V257H140V256H142V255ZM255 254H257L256 252H255ZM226 255V256H227ZM235 255V254H234ZM261 255H263V253L261 254ZM2 256V255H1ZM0 256V257H1ZM7 256H8V254H7ZM9 256H11L10 254H9ZM106 256V255H105ZM152 257H153V253H152V255H151ZM227 256V257H228ZM250 256V257H251ZM70 257V256H69ZM96 257L94 256L93 258H94V260H92V259H89V260H85L84 261V263H83V261H80L78 258H74V263H72V264H91L92 262H94L95 261V259H96ZM111 257V256H110ZM114 257V256H113ZM116 257H117V254H116ZM116 257H115V260H116ZM121 257V256H120ZM120 257H117V258H119L120 259ZM122 257H123V255H122ZM137 257V258H138ZM258 257V256H257ZM261 257V256H260ZM71 259H72V257H70ZM108 258V257H107ZM107 258H106V260H107ZM112 258V257H111ZM225 258V257H224ZM223 258V259H224ZM20 259H23V257H21ZM99 259H100V257H99ZM98 259V260H99ZM102 259V258H101ZM133 259V260H132ZM142 259V258H141ZM148 259H150V258H148ZM226 259V258H225ZM228 259V258H227ZM258 259H259V257H258ZM1 260V259H0ZM3 260H5V258L3 259ZM35 260H37V259H35ZM50 261L48 262V264H53V261L54 262H56V261H58V259L57 260H54L53 258H50L49 259ZM79 260V261H78ZM84 260V259H83ZM97 260V259H96ZM104 260V259H103ZM110 260V259H109ZM125 260L124 261H122V259L120 260V261H122V262H124L125 263ZM24 261L26 262V260L24 259ZM34 261V260H33ZM47 261V260H46ZM102 261V260H101ZM111 261H112V259H111ZM146 261V262H145ZM263 261H264V259H263ZM52 262V263H51ZM80 262V263H79ZM100 262V261H99ZM107 262H108V260H107ZM113 264H116L115 263V261L113 260ZM144 264H146L147 263V259L146 260H144ZM196 262V261H195ZM199 262V261H198ZM197 262V263H198ZM202 262V261H201ZM200 262V263H201ZM250 262V261H249ZM258 262V261H257ZM262 262V261H261ZM260 262V264H262ZM12 263V262H11ZM112 263V262H111ZM118 263H119V261H118ZM226 263V262H225ZM228 263L230 264V260H228ZM1 264V263H0ZM14 264V263H13ZM37 264V263H36ZM65 264H70V262H66ZM95 264V263H94ZM108 264H109V262H108ZM148 264V263H147ZM191 264V263H190ZM202 264V263H201ZM248 264V263H247ZM255 264H259V263H256L255 262ZM264 264V263H263Z\"/></svg>",
  "mask_w": 264,
  "mask_h": 264
}]
</instances>
